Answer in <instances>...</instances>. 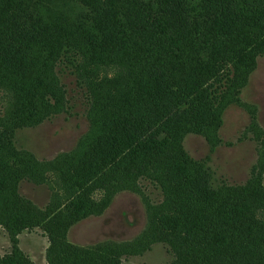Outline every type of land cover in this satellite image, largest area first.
<instances>
[{"label":"trees","instance_id":"obj_1","mask_svg":"<svg viewBox=\"0 0 264 264\" xmlns=\"http://www.w3.org/2000/svg\"><path fill=\"white\" fill-rule=\"evenodd\" d=\"M254 32L264 40V0H0V104L5 105L0 114V197L10 186L17 195L23 178L38 184L51 179L31 151L26 153L31 163L14 173L21 155L13 165L7 151L18 129L67 111L68 91L58 67L73 69L86 92L89 121L77 145L47 163L59 162L56 173L71 182L68 204L62 207L56 195L51 201L55 211L44 217L40 211L38 218L5 208V225L13 226L15 214L19 230L31 223L44 228L52 244L50 264H119L115 253L99 246L57 243L58 232L42 223L51 217L69 232L78 221L102 215L118 193L137 191V178L148 177L136 168L164 171L152 178L162 186L164 200L149 208L152 224L139 237L134 254L163 242L177 254L172 264H264V213L260 217L251 208L260 193L258 178L254 174L247 181L248 194L233 189L222 200L199 180L206 171L183 146L188 134H198L214 153L223 143L224 113L232 104L247 111L245 134L259 142L257 112L240 98L257 65L256 59L246 62L243 52ZM258 55H264V48ZM259 152L263 168L264 150ZM187 162L196 165L191 173ZM95 180L113 183L96 200L86 189ZM29 202L23 203L32 206ZM62 210L72 213L70 218ZM180 229L182 236L176 232ZM17 243L14 239L13 256L0 264H31ZM192 246L201 261L189 251Z\"/></svg>","mask_w":264,"mask_h":264},{"label":"rangeland","instance_id":"obj_2","mask_svg":"<svg viewBox=\"0 0 264 264\" xmlns=\"http://www.w3.org/2000/svg\"><path fill=\"white\" fill-rule=\"evenodd\" d=\"M260 36L261 33L258 32L249 34L247 44L244 45V59L246 62L256 59L257 65L240 94L242 101L249 106L253 105L252 108L254 107L257 112L258 123L255 125V129L259 142L251 139L250 134H245L250 123L247 111L232 104L224 113V124L220 131L223 143L217 147L214 153L211 152L209 141L198 134H188L184 139L183 146L190 158L197 164L201 163V168L206 171V174L202 175L199 180L203 184L206 182L208 188L214 190L216 194H220L223 197L222 200H227L222 195L226 196L227 192L233 189L244 190L248 194L247 181L255 174L259 180L257 188L260 193L253 198L254 203L251 208H257V213H260L261 217L264 213V167L260 166L259 150H264V55H258V51L261 48L263 50L264 40ZM242 64L244 63L241 62L240 67L238 66L240 76H242L245 67ZM58 69L68 91L67 111L55 115L37 126L18 129L13 147L7 151L8 159L13 165L16 163L15 158L18 159L21 155L20 164L13 166L14 173H19V169L25 164L31 163L30 157L26 155L28 151H31L41 162V167L45 170L44 176L51 179L46 181L47 184H38L23 178L19 189H17V195H14L10 186L9 191L0 197V262L7 256H13L16 248L14 239L18 240L19 249L17 250L27 256L31 264H50L47 256L48 248L52 245L49 235L40 225L31 226L33 224L31 223L28 228L19 230L20 219L15 214L12 218L10 217L13 226L9 223L6 226L4 222L8 215L5 214V208H15L28 216L33 214L34 218H38L42 212L41 216L44 217L56 209L52 205L54 204V201L51 202L52 197L58 195L59 199L57 200H60L64 207V204H68L71 196V182L61 180V176L56 173L59 162H51L50 166L47 163L55 160L60 153L72 150L77 145L78 139L88 130L89 121L86 116L88 103L86 92L78 86L73 69L71 67H58ZM231 94L228 98L233 97ZM0 95H2L1 91ZM2 101L4 102V99ZM4 106L0 104V114H2ZM243 136H248V138L240 141ZM89 137L85 136L84 140ZM138 166L136 165V167ZM185 167H188V172L191 173L196 165L187 162ZM135 172L138 175L146 174L149 179H143V176L138 177V182L136 179L139 187L137 191L118 193L102 215H91L78 221L70 228L69 232L65 231V227L61 228L60 223L56 226L51 217L47 220L44 219L42 225L58 232L57 243L65 240L80 246H99L100 249L105 250L104 253H115L119 264H172L177 254L169 244L163 242L152 245L141 255L133 253V248L138 244L139 237L144 234L150 223L152 224L151 217L153 215L148 216L149 208L160 206L164 200L162 186L152 179L154 176L160 178L164 175V171L159 174H155L154 171L143 173L141 168H136ZM114 175L116 178H123L122 174L117 171H114ZM130 182H135V179ZM112 184V182L105 184L98 180L90 183L88 181L86 189L92 192L94 196L92 197L96 200L102 196L104 188L110 189ZM7 197L13 198L14 201L5 202ZM27 200L31 202L29 205L32 204V206L24 204ZM48 207L49 209H46ZM85 209L91 210L92 208ZM61 212L68 218L72 215L68 210ZM153 221H156L155 217ZM176 232L180 236L184 235L182 229ZM259 245L261 246V243ZM189 251H192L194 257L201 261L200 253L194 250V246Z\"/></svg>","mask_w":264,"mask_h":264}]
</instances>
